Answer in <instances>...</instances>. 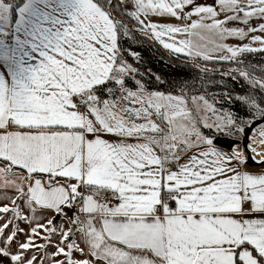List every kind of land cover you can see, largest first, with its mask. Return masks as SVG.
<instances>
[{"label": "snow or ice", "instance_id": "snow-or-ice-1", "mask_svg": "<svg viewBox=\"0 0 264 264\" xmlns=\"http://www.w3.org/2000/svg\"><path fill=\"white\" fill-rule=\"evenodd\" d=\"M42 2L0 52V264H264V0Z\"/></svg>", "mask_w": 264, "mask_h": 264}, {"label": "crops", "instance_id": "crops-1", "mask_svg": "<svg viewBox=\"0 0 264 264\" xmlns=\"http://www.w3.org/2000/svg\"><path fill=\"white\" fill-rule=\"evenodd\" d=\"M197 2L204 3L205 0H197ZM207 2L212 3V0H207ZM4 9L6 10L5 12L3 11ZM34 14L40 16L47 14L49 16L59 17V14L51 11L48 4L42 2V0H24L18 7L15 8L0 0V52L10 49H18L20 47V41H29L31 39V37L27 34V26L29 22L35 18ZM51 26L59 27V25L55 24ZM228 42L235 43L233 39H229ZM2 67L3 65L0 64V70H3ZM247 170L249 172H261L264 171V165L254 167L248 166ZM71 215L72 212L69 211L68 216ZM83 219L84 216L81 220ZM70 223L71 222L68 217L63 218V226L65 230L70 226ZM74 236L78 237L79 233H74ZM83 258L92 259L90 256H85Z\"/></svg>", "mask_w": 264, "mask_h": 264}, {"label": "trees", "instance_id": "trees-1", "mask_svg": "<svg viewBox=\"0 0 264 264\" xmlns=\"http://www.w3.org/2000/svg\"><path fill=\"white\" fill-rule=\"evenodd\" d=\"M4 3L10 4L12 7H18L24 0H2ZM137 39L140 40L139 44L131 45L134 51H137L142 56V62L137 66L141 68L142 71L147 72L151 70L153 73H158L165 80L173 79H187L191 78L194 74L199 75L194 69L188 67L178 66L176 60L170 56V54L165 51L158 44H151L147 39L139 36L137 34ZM183 58V57H182ZM255 59L259 60L260 55L256 54ZM129 61H132L129 57ZM202 63V62H201ZM211 66V65H209ZM227 65H225L226 67ZM219 79V77H215ZM223 89L213 88L212 91H222Z\"/></svg>", "mask_w": 264, "mask_h": 264}, {"label": "water", "instance_id": "water-1", "mask_svg": "<svg viewBox=\"0 0 264 264\" xmlns=\"http://www.w3.org/2000/svg\"><path fill=\"white\" fill-rule=\"evenodd\" d=\"M251 133L252 132H249V137H250V135H251ZM246 155H248V153H246ZM249 166H251V167H254V166H257L255 163H254V161H249Z\"/></svg>", "mask_w": 264, "mask_h": 264}, {"label": "bare ground", "instance_id": "bare-ground-1", "mask_svg": "<svg viewBox=\"0 0 264 264\" xmlns=\"http://www.w3.org/2000/svg\"><path fill=\"white\" fill-rule=\"evenodd\" d=\"M254 136V133L252 132L251 135H250V138H252ZM264 151V150H262ZM252 155H255V154H252ZM261 157L260 156H256V159L259 160Z\"/></svg>", "mask_w": 264, "mask_h": 264}, {"label": "rangeland", "instance_id": "rangeland-1", "mask_svg": "<svg viewBox=\"0 0 264 264\" xmlns=\"http://www.w3.org/2000/svg\"><path fill=\"white\" fill-rule=\"evenodd\" d=\"M4 12L6 11L5 9L3 10ZM4 12H3V14H4ZM227 67V66H226ZM22 227H23V225H22ZM24 239V237L23 236H21V240H23Z\"/></svg>", "mask_w": 264, "mask_h": 264}, {"label": "built area", "instance_id": "built-area-1", "mask_svg": "<svg viewBox=\"0 0 264 264\" xmlns=\"http://www.w3.org/2000/svg\"><path fill=\"white\" fill-rule=\"evenodd\" d=\"M83 215H81L80 219H82Z\"/></svg>", "mask_w": 264, "mask_h": 264}]
</instances>
